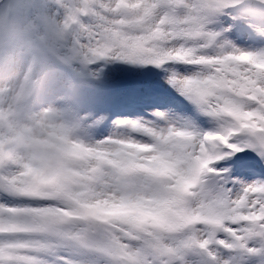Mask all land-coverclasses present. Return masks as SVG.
I'll return each mask as SVG.
<instances>
[{
	"label": "snow or ice",
	"instance_id": "1",
	"mask_svg": "<svg viewBox=\"0 0 264 264\" xmlns=\"http://www.w3.org/2000/svg\"><path fill=\"white\" fill-rule=\"evenodd\" d=\"M16 8L54 14L61 77L0 101V264H264V0Z\"/></svg>",
	"mask_w": 264,
	"mask_h": 264
},
{
	"label": "rangeland",
	"instance_id": "2",
	"mask_svg": "<svg viewBox=\"0 0 264 264\" xmlns=\"http://www.w3.org/2000/svg\"><path fill=\"white\" fill-rule=\"evenodd\" d=\"M10 2V0H6ZM13 8L16 9V13L14 15L13 21H11L9 24H3L0 22V76L2 74H6L9 70L14 69L15 66L19 67L14 60V58H11L9 61L5 62V59L2 60V58L5 56L9 49V43L11 42L14 31H17L16 33L20 34L19 39H21L22 34L24 33L23 24L24 23H33V27H28V30L33 32L32 41L33 43L39 47V50L42 52V55L46 57V60L43 61V68L47 69H53L58 71V57L56 56V53L54 51L55 48V28L56 25L54 23L55 16L54 14L49 13L47 9H38L33 10L32 14L29 15L27 10L24 11H18L16 8V5L18 4H29L32 3L33 0H11ZM11 3V2H10ZM1 21V19H0ZM32 29V30H31ZM28 40L21 42V50L19 49V44L15 45V49L13 51H16L21 54L25 53V46L27 44ZM16 43V42H15ZM21 67V66H20ZM41 67V68H42ZM39 66L31 72V74H26V82L24 84V87L22 89V94L19 97V107H31L34 105H37L40 103L42 97L44 96L45 91L38 92L39 89L36 88L37 82L39 81V78L41 77L43 71L38 70ZM38 71V72H37ZM118 73H131V74H142L147 77L149 82L152 84V86L158 90L159 92H165L164 95H171V90L168 89L167 85L163 84L162 81H159L157 77L150 76L152 72H147L146 70L141 73L139 70H134L132 68H129L127 66H123L118 70H116ZM60 77L61 73L59 70V74L56 75V78L54 82H49V80H44V83L49 86L51 84H56L51 88L50 91H47V93L55 92L59 90L60 87ZM38 87V86H37ZM86 89L85 91H89V88L87 85L84 86ZM141 104H147L150 105V102H145ZM127 105V109L129 107L136 109L138 112L136 114H141L145 109H149L146 107H143V105ZM125 115V113H122ZM127 115V114H126ZM134 116V115H132ZM238 155L243 156L244 153H239Z\"/></svg>",
	"mask_w": 264,
	"mask_h": 264
},
{
	"label": "bare ground",
	"instance_id": "3",
	"mask_svg": "<svg viewBox=\"0 0 264 264\" xmlns=\"http://www.w3.org/2000/svg\"><path fill=\"white\" fill-rule=\"evenodd\" d=\"M5 10L6 8H4V11ZM12 52L13 50L8 49L7 53L2 58V60L5 59V62H7L13 57L14 60L18 62L17 64L19 65V67L15 66L14 69L9 70L6 74H2V77H0V101L4 102L5 107L15 108V106L17 105L16 98L20 93L21 82H22V73H20V66L24 58L20 56L18 53H12ZM121 67L123 66L120 65L112 66V70L117 72L116 70L119 71ZM154 76L157 77L155 72H154ZM125 114L133 115L134 113L132 110L130 111V109H128L127 111H125Z\"/></svg>",
	"mask_w": 264,
	"mask_h": 264
}]
</instances>
